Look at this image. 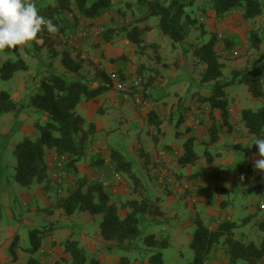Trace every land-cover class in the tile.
I'll list each match as a JSON object with an SVG mask.
<instances>
[{"label": "trees", "instance_id": "obj_1", "mask_svg": "<svg viewBox=\"0 0 264 264\" xmlns=\"http://www.w3.org/2000/svg\"><path fill=\"white\" fill-rule=\"evenodd\" d=\"M208 1L211 3L215 17L219 19L225 18L232 12H239L244 21L253 20L264 14V6L260 0ZM136 3L145 6V10L135 20L129 22L130 28L122 27L120 30H116V33H113V30L108 32V29L103 31L100 35H103L105 41H110L118 33H121L128 41L143 48L147 45L145 35L149 27L146 25L140 26V23L151 16L158 17L157 27L173 42L183 41L188 36L191 28H201L197 24V19L187 11V7L192 6L194 0H169L164 4L161 0H136ZM126 5L129 6V3ZM112 6L111 0H56L54 4L39 6L38 9L41 15L51 19L58 26L59 34L67 26V21L62 16L64 11L68 10L74 13V16L79 15L89 21H94L110 11ZM55 36L50 37L45 31L40 34V43H34V46L46 47L50 57L60 54L61 64L68 72L73 74V77L67 79L64 75L57 73L44 75L37 82L38 91L24 105L18 104L7 91H0V115L9 112L13 113L15 117H19L25 107H32L43 118L42 121L37 119L33 124L39 132L36 138L24 136L14 144L12 154L15 158V164L10 177L22 187L29 188L34 184L42 185V190L46 195H48L47 190L52 187L56 193L61 195L52 204V208L59 209L64 216H71L78 212H88L92 216L99 215L98 227L102 240L106 242L113 241L117 244L137 241L141 233L139 223L146 215L151 217L162 216L163 212L160 210V206L157 203H149L146 199L142 201L132 199L122 203L119 207L112 201L113 193L105 188L102 183L96 180L88 181L85 176L78 177L77 175V163L86 156L90 135L95 131V127L93 124L87 128L84 127L85 118L76 111V106L82 100L94 99L112 89L113 85L109 74L104 73L102 68L101 70L96 69L94 79L99 78L100 82L95 81L97 82L96 86L89 85L94 79H88L80 74L83 63L88 62L86 57H72L70 51L67 50L58 53L55 48ZM247 39L252 48L259 49L262 37L256 29L248 31ZM217 43V36L210 34L207 41L201 42L192 49V55L196 61L205 65L201 74V82L212 83L210 94L202 98L210 107L208 113L210 143L218 140L224 125L229 128L230 113L225 91L227 86L233 85L238 80L239 83L247 86L252 97L264 101V59L260 57L256 60L253 69L233 70L231 77L224 79L221 54L216 49ZM224 44L226 49H230L232 43L230 40L225 39ZM150 45L152 48H157L156 44ZM20 49L29 52L26 46ZM17 51L18 48L15 52ZM138 68L140 75L137 76V79L140 81L135 79V86L136 84L145 86L152 84L157 70H152L153 73L150 72L144 82L141 76V66ZM27 69L28 66L21 58L7 59L0 66V77L8 80L13 77L15 72L26 71ZM118 71L114 73L118 79L122 80L123 76ZM214 109L219 111L221 122L215 119L212 113ZM240 120L247 132L254 135L255 139L258 137L264 138V105L257 109H242ZM147 121L149 125L155 128L161 122L153 110L148 111ZM194 139L188 137L184 141L183 154L178 158V164H193L197 159V154L194 151ZM207 144L208 142L205 143V145ZM250 149L251 152L257 154L258 148L256 145H251ZM50 152H52L51 162L47 160ZM108 158L109 166L104 164V159L96 161L101 170L109 171V168H112L120 174L122 172L123 174L126 173L135 183V186L139 184V179L132 171V165L129 161L125 160L116 151L111 152ZM210 160L211 158L208 156L207 162ZM60 161L62 162L58 166L57 163H60ZM66 173H72L77 178L61 194L62 189L64 190L62 182L65 180ZM262 178L263 176L255 178L257 179V189H260ZM125 208H128L129 211L125 215H120L119 209ZM193 223L195 229L189 245L193 251V257L188 264H204L211 258L218 245L224 248L229 264H237L238 260L247 261L249 264L264 261V236L258 244L253 241L243 242L235 238V229L239 225H243L244 221L240 224L231 220L219 221L211 230H208L205 221L199 216L194 217ZM255 224L264 233V221H257ZM45 235V230L35 229L29 232V246L24 249L29 254L26 264H40L35 254L39 250ZM17 238V236L14 237V243ZM142 241L149 248L157 249L150 255V264H163L161 250L166 247L167 240L159 241L154 236L148 235ZM64 251L69 254L70 264H99L93 259H88L84 248L79 246L76 240L67 239L64 242Z\"/></svg>", "mask_w": 264, "mask_h": 264}, {"label": "rangeland", "instance_id": "obj_2", "mask_svg": "<svg viewBox=\"0 0 264 264\" xmlns=\"http://www.w3.org/2000/svg\"><path fill=\"white\" fill-rule=\"evenodd\" d=\"M112 1V8L110 11L106 12L102 16H100L98 19L94 21H89L79 15L74 16V13L71 11H64L62 14L63 18L67 21V26L64 28V30L61 32V37L55 38V45L57 47V51L59 53V49L61 51L67 50L70 51L72 57H75L76 52L79 51V48L82 47L83 42H86V50L89 52V48H91V53L87 56L78 54L76 56H84L88 60V62H84L86 64V69H83L82 72L84 73L83 76L87 77L88 79H94V73L96 69L101 68L104 70V73L107 75L110 72H117L118 70L121 72L122 80L124 82L128 83L129 86L127 90L124 91H117L114 88L110 90H114L116 92V95L119 96L120 99L124 100L123 105L116 106L113 103H111L108 99L107 104L105 106H110L112 108L108 113V118L99 113L95 112L91 118H88V114L84 112L83 114L85 117H87V121L85 123V128L89 127L91 124H97L98 121H101L104 119L106 121V128L103 130H96L93 132V134L90 135V138L96 139L97 141H108V135L112 131L119 132V136L123 139V142H116V147L123 148L126 145L127 140H131L132 136H126L128 128H130L125 122L121 121L119 118H115L117 113H122L124 116L125 114L128 115L129 118L131 116H135L136 114H139V117H142L141 113L142 111L138 112L139 106L144 107V111L148 112L154 108V104L152 102L155 101L154 92L146 91V87L150 85H143L139 84L135 86V79L137 76H139V68L141 70V76L145 79L149 76L148 74L152 70H155L154 67H149L151 64L147 63L148 61H153V57L156 55L155 48H152L150 44H156L157 45V54L159 56V60L155 57V62L157 63L159 70L162 72L160 75L156 74V77L154 79H162L165 78V84L162 88V94L164 92L166 93L163 98H172L176 95H179V93L182 94V103L183 105L189 106L193 99L192 94L194 91L198 90L200 88V81H201V74L204 70L205 65L201 62L196 61V59L192 55V49L194 46L200 44L201 42L207 41L210 34H215L218 38V43L216 46L217 51L221 54V62L223 63V78H229L232 75L233 70H244V69H253L254 63L256 60H258L260 57L264 59V14L260 15L254 20H249L247 23L241 22L237 19H235L234 16L236 14L231 13L233 21H229L224 25L223 28L219 29L218 27H215L213 29V32L208 30V26L211 24L204 22L203 20H200L199 17H204L202 13L196 12L192 14L193 16L197 17V24L199 27H193L191 28L188 36L181 42H173L167 35L162 33L159 28L157 27L158 24V17L157 16H151L147 19L145 23H140V26H143L146 24L149 27L148 32L145 35L146 39V46L143 48L141 46H136L133 42H130L127 40V38L121 34L118 33L116 36L112 38L110 41H105L103 38V35L99 36H90L87 38L80 39L76 44L74 45H67L65 41L63 40V34L68 33L72 28L80 27L86 24H96L99 26H102L104 28H107L110 32V30H113L114 33L116 30H120L122 27H128L129 22L135 20L136 17H138L144 10L145 6H140L136 3V0H132L134 3V8L131 6V3H129V6L127 1L125 0H111ZM169 0H161V2L167 3ZM261 3H263L264 6V0H260ZM55 0H37L35 3L37 6H45L48 4H54ZM208 3H210L208 1ZM189 6L187 7V10H189ZM264 10V8H263ZM123 13V14H121ZM264 13V12H263ZM122 16V17H121ZM215 21L212 23L214 24ZM238 22V23H237ZM237 23V24H236ZM256 29L259 35L262 37V42L259 44V49H254L251 47L250 42L247 39V33L249 30ZM112 34V33H111ZM220 36V37H219ZM228 39L231 41V47L230 49L225 48L224 40ZM80 43V45H79ZM35 44L32 43L30 45H27L29 52L18 48L17 52H0V66L2 63L7 59H15V58H21L24 60V62L28 65V70L26 72L18 71L15 72L13 77H21L25 76L26 84H23L22 90L18 92V98L15 99V101L18 104H26L28 103L30 99V95L34 94L37 90V82L40 80L44 75H47L48 73H57L60 75H64L67 79H71L70 72H68L63 65L60 62L61 55L57 54L53 57H50L48 54V49L46 47H35ZM83 48V49H85ZM83 49H80L82 52ZM80 51V52H81ZM86 52V53H87ZM93 52V53H92ZM155 54V55H154ZM97 55V56H95ZM144 55V56H143ZM91 56V58H89ZM144 57V60L146 59V62L142 63L141 58ZM147 63V64H146ZM105 65H108V67ZM107 68V69H106ZM118 71V72H119ZM81 72V71H80ZM94 72V73H93ZM24 74V75H23ZM172 79H176L178 81H171ZM17 80V79H16ZM98 80V83L100 82V79H94L92 82L89 83V85H92L95 83V81ZM161 83V82H159ZM15 86L14 82L9 80H4L0 77V91L4 90L9 93L10 86ZM25 85V86H24ZM134 85V86H133ZM212 86V83H211ZM17 87V86H16ZM21 87H17L18 91L21 89ZM151 87V86H150ZM225 91L227 92V95L229 99L231 97H235L234 102H231L232 112L240 117V112L244 108H251V109H257L264 105V101L260 98H253L248 89L247 86L239 83L238 80L233 84L229 85L225 88ZM107 92L100 94L97 96V98L104 99L107 97ZM168 93V94H167ZM31 95V96H32ZM157 96V95H156ZM13 98V97H12ZM109 102V103H108ZM142 103V104H141ZM109 104V105H108ZM138 108V109H137ZM165 120H168L169 113L165 112ZM40 113H37L34 108L32 107H25L23 112L19 115V117H15L13 113H3L0 115V161H3L8 166L7 169L11 167L12 162H15V158L12 154V150H9L12 147V142L21 140L25 134H23L22 127H25L28 123L31 125V123L35 122L37 119L40 121L43 120L42 117H40ZM115 115V116H114ZM42 116V115H41ZM233 116V115H232ZM126 117V116H125ZM32 121V122H31ZM129 122V121H128ZM132 130V129H131ZM194 130V129H193ZM141 133H138L133 142V144H136L139 140H141V144L144 143V136L147 135L145 130ZM202 136L196 137L197 143H195L194 148L195 152L200 159L199 161H196L195 163L199 168H197V171H195V175L191 174L189 176H184V178H177L175 174H173L175 180V183L179 189H177V193L175 192L172 198H177L175 202L178 204V206H183L185 204L182 195H186V197L192 196V194H195L196 196L202 197L203 195H206L210 203H213L214 198V190L213 186L216 187L215 184L209 182V178H212L213 171H210L206 166H204V162H207V158H205V154L207 152H215L216 146L215 145H209L206 146L205 143L209 141V139L206 138V131L205 127L202 128ZM31 137L36 138L39 134V132L33 128V130H30ZM194 133V132H193ZM117 134V133H116ZM95 135V136H93ZM250 140L253 143L255 137L252 134H249ZM93 136V137H92ZM116 136L112 140L115 141L117 139ZM112 140L108 141L111 142ZM170 140V131L166 130V137L162 138V140L158 143V148H160L166 141ZM172 140V139H171ZM178 144L182 142L181 138H175L174 139ZM173 141V140H172ZM174 141V142H175ZM251 143V144H252ZM146 148H148V145H145ZM242 148L239 149L237 154H234L233 158L229 160V165H225L221 168V175L224 178L226 185L229 189L228 196H224L225 200H229L232 204L230 209L233 213V219L240 222L241 218L251 215V220L243 225H239V227L235 231V237L239 238L243 242H250L253 241L255 243L259 242L260 239L264 236V233L258 229V225L254 224L257 222V219H255L253 214H248L246 212H251L252 208L255 206V203L258 201H261L264 203V187L261 189H257V184L255 180L252 179V176L250 175V172L248 170L250 165V157H249V150L247 145H242ZM139 149V147H136ZM7 151V152H6ZM225 154V153H224ZM228 155H231V153H226ZM225 154V155H226ZM128 155V156H127ZM154 156V154H151V156ZM253 155V154H252ZM250 155V156H252ZM232 156V155H231ZM253 157V156H252ZM125 158L131 163L132 165V171L133 172H139L142 175H146L147 170L146 169H139V166H142L145 160H140L141 155L137 153L136 151L130 154H126ZM217 159V158H216ZM254 159V158H253ZM48 161L51 160V156L48 155L47 158ZM205 160V161H204ZM218 160V159H217ZM204 161V162H203ZM51 162V161H50ZM109 162V161H108ZM107 162V166H109ZM194 163V164H195ZM208 163V162H207ZM239 164L243 165L244 170L239 172L238 166ZM2 166V163H0ZM139 165V166H138ZM0 166V167H1ZM6 169V174L7 173ZM8 169V170H9ZM192 170L195 169V167L191 168ZM101 170V168H100ZM156 170L150 168V172L155 174ZM187 167L182 169L183 173H186ZM253 171L254 168H253ZM11 172H13V168L9 172V175L11 176ZM98 171L90 172V173H81L78 171V177L80 176H88L89 178H93L96 176ZM122 176V184L124 186V189L128 191V193H122L121 195H118L115 199L112 197V201L116 202L118 199L119 203H122L132 200L131 193H137L138 199L137 201H142L146 199L149 201V203L152 204H161V200L159 198H155L154 194L150 191L145 193L148 189H145V187L141 185H136L133 183V181L126 175V173L121 174ZM149 176V173L147 174ZM200 177L199 178H194ZM259 176V174H258ZM243 177V178H242ZM65 180H63V187L65 191L68 187H70L77 176H74L72 173H66L64 176ZM145 177H143L144 179ZM6 182H8V175L5 176ZM11 181L12 180L11 177ZM153 183H157L156 181H153ZM183 183H189L192 184V188L194 190L191 191H185L182 188ZM55 184V183H54ZM160 184V189L164 192H168V189L165 187L169 186L168 183L162 182ZM165 186V187H164ZM15 188V187H13ZM20 189V190H19ZM18 190L24 191L29 190L27 187H20ZM32 191H37L39 189H42V185L34 184L30 187ZM218 189V188H216ZM216 191V190H215ZM26 192V191H24ZM41 193L44 195V191L42 190ZM18 197H16V200H14L13 205L17 207L19 215H17L16 220L17 222H23V221H30L31 224L27 225V227L21 228L17 233V235L13 234L14 237L17 236V241L13 244L12 247H10L13 251H18L19 254L23 255L22 257L26 258V251L24 250L25 247L29 246V232L32 230H46L48 227H52L53 225L55 227H58L59 224H67L69 221V217L64 216L61 214V211L59 209L54 208L51 210L52 212L55 211L54 214L45 213L43 209L38 208L37 205H35L32 202H24V200L21 198L19 193H16ZM36 194V193H35ZM34 194V195H35ZM47 194L50 197V205L49 207H52V204L55 203L56 199L61 196L60 194L56 193L53 188H49L47 190ZM46 195V194H45ZM32 197V196H30ZM29 197V199H30ZM121 198V199H120ZM196 202V201H195ZM36 206L39 210H33L31 206ZM245 205L246 208L242 209V206ZM118 206V204H117ZM121 206V205H120ZM119 206V207H120ZM161 206L163 207V210L168 209L170 207L169 202L162 203ZM185 207V206H184ZM1 208V207H0ZM48 208V207H46ZM120 211V215L122 214ZM227 211L226 213H228ZM2 213V212H1ZM244 215L242 216L241 215ZM80 214V213H76ZM83 216H85L86 220H81L82 215L79 217L75 216L74 218H78L77 222H81L79 224H90L92 227H95V219L98 218V221L100 219V216L97 215L96 217H93L88 212H81ZM167 213L163 214L162 216L158 217H151V216H144L142 221L139 223V228L141 229V233L139 236V239L136 242V245L138 243H141L143 238L148 235H152L157 240H167L168 236L161 231L158 228H163L162 224L159 225L157 230L154 226H151L149 224L151 220H160L161 222H164L167 219ZM175 213H170V219L168 220L169 225H174L175 223ZM258 216H263L262 211L258 213ZM73 217V216H72ZM212 217H206L205 215L202 217L203 221H205L206 226L217 224L218 221L211 220ZM6 223L10 224V221H7ZM55 223H48V221ZM12 224H14L12 222ZM216 226V225H213ZM79 227V226H78ZM154 228V229H153ZM48 230V229H47ZM83 229H77L75 233H73V238L69 240H76L83 241L86 238L92 239L94 237L93 230L88 232V235H85L86 232H82ZM245 233L244 237L241 235H238L239 233ZM1 237L5 236L4 231H0ZM242 237V238H240ZM86 239V240H87ZM170 246L168 248L163 249V262L165 264H188L189 261L192 260L193 257V251L190 248L188 243H183V246L180 249H176L172 246L173 242H169ZM119 245V244H118ZM120 246H125L121 244ZM176 256V257H175ZM22 259H20L18 264L22 263ZM228 258L226 254L224 253V248L222 246H217L215 251L213 252L210 259H208L206 262L208 264H229ZM237 264H249L247 261L244 260H238ZM259 264H264V261L259 262Z\"/></svg>", "mask_w": 264, "mask_h": 264}, {"label": "crops", "instance_id": "obj_3", "mask_svg": "<svg viewBox=\"0 0 264 264\" xmlns=\"http://www.w3.org/2000/svg\"><path fill=\"white\" fill-rule=\"evenodd\" d=\"M125 1H127L128 3H131V6H133L134 8L135 5L132 2V0H125ZM34 2L36 3L37 0H34ZM189 8L191 9L187 11L192 17H195L192 14L199 12L204 15V17H199L200 20H203L204 22H207V23H209L210 21L211 24L209 23L210 25L208 26L209 27L208 30H210L211 32H213V29L215 27L222 29L224 25H227L226 24L227 22H229L230 20L233 21L232 16L230 15L231 13L223 19L216 18L211 8V3H208V0H194L193 5L190 6ZM232 13L236 14V16H234L235 19L238 18V20L241 22H245V23L248 22V21H244L241 18V14L239 12H232ZM195 18L197 19V17ZM146 21L142 23H145ZM213 21H215L214 24L212 23ZM56 37H61V33L56 35L55 38ZM87 40L89 39H85L86 42L81 43L82 47L79 48V51L76 52V54L81 53V55L87 56L89 53L90 55L91 48H89L88 50L89 52H87L85 48L88 42ZM55 48L57 49L56 45H55ZM80 49H83L84 52H82ZM155 51H156L155 53L156 55L154 54L155 56L153 57V61L150 60L147 63L151 64V66L149 67L150 68L154 67L157 70V74L160 75V73L162 72L159 70L157 63L155 62V57L157 58V60L160 59L157 54V48L155 49ZM59 52H61L60 49H59ZM89 58H91V56H89ZM141 62L142 63L146 62V59L144 60V57H142ZM106 66L108 67V65H105V67ZM83 69H86L85 63H83V66L80 72L81 75H84V73L82 72ZM26 71H22V72H26ZM70 76L73 77V74L71 73ZM10 79L11 81L14 82L15 86H12V85L10 86L9 94L11 98L13 97L12 99L14 98L17 99L18 98L17 93L22 90L23 84L27 83L25 80V76H21L18 78L12 77ZM164 79L165 78H162L159 80L157 78L153 79L152 84H150L151 87L150 86L146 87V91H150L152 93L154 92L155 94L153 98L155 99V101L152 102V104H154L153 105L154 108H152V110L156 112L159 119L161 120L157 128L149 125L147 121L148 112L144 111L143 106H139V109L137 108L139 110L138 112L142 111L141 112L143 113L141 114L142 117H139V114H136L135 116L130 115L129 118L127 117L128 115L126 114H125L126 117L122 113L115 114L116 115L115 118H119L121 121H126L125 123L130 127L127 130L126 136H132V139L127 140L125 147L118 148V146L116 147L115 144L116 142L117 143L121 141L123 142V139L119 136L121 133L120 134L119 132L112 133L111 131L107 137L108 141L112 140L116 136H119L117 137V139H115V141L112 140L111 142L97 141L93 137L95 135H93L92 136L93 138H90L89 144L87 146L86 156L83 158V160L77 163V170L81 173H90L94 171L96 172L100 171L99 165L96 161H98V159H104V164H107V162L109 161L108 157L110 153L113 151L118 152L125 160H127L125 158L126 154L131 155L133 151L134 152L136 151L137 153H139L141 155L140 160H145L142 166L138 165L139 169L147 170L146 175L140 174V171L134 172L136 177L139 179V184L140 185L142 184L145 187V189H148L147 191H145V193L146 192L148 193L150 191L151 193L154 194L155 198H159L161 200V204L165 202L170 203V207H168V209L165 208V210H163V207L159 203L160 210L163 212L162 214H165V213L168 214L167 219L164 222H161L162 219L151 220L150 223L152 224H149V225L154 226L155 229L157 230L159 225L162 224L163 228H158V229H160L159 231L164 233V235L166 234L168 236V239H167L168 243L165 248H168L170 246L169 242H173L172 246L176 249H180L183 246V243H188L190 245L192 234L195 229V225L193 223V219L195 216H199L200 218H202L204 215L206 217L207 216L212 217L211 220L213 221V223L215 221L221 222L223 220H231V221H235L238 224H240L243 221L247 223L251 220V217H250L251 215L244 216L242 215V213L241 215L244 217L240 219L241 220L240 222L233 219V213H232V210L230 209L232 203L229 200H225V197H224L225 195L228 196L229 189H228V186L226 185L224 178L221 175V168L225 165H229V160L233 158L234 154H237L239 149L242 148L241 147L242 145H247L248 150H249L248 153L250 155L253 154L252 155L253 157L249 155L250 165L248 168L250 175L252 176V179L255 180L257 184V179L255 178H258L259 176H263L262 181H261L262 183L260 184V189L264 187V174L258 171H253V168H254L253 162L255 159L258 158V156L257 154H254L253 152H251V149H250L251 146L249 147V145L252 143L250 140L251 136L247 132V129L245 128L244 124L241 122L240 117L236 116L232 112L231 102H234L235 97L232 96L231 99H229L227 95L228 109L230 113V116L228 119L229 128L224 125L219 134L218 140L214 143H210L208 141V144L206 146L215 145L216 150L213 153L207 152V154H205L206 156L205 158H207L208 156L211 158V160L208 163L205 160H204L205 162L203 161L204 166L207 167L205 169L213 171L212 178H209V182L216 185V187L215 186L212 187L214 190L213 203H210L206 195L199 197V196H196L195 194H192V196L188 195L186 197V195L183 194L182 198L185 204L183 206H178V204L175 202L177 198L176 197L172 198L174 193L175 192L177 193V189H179L178 186L174 184L176 179L174 178L173 174H175L177 178H184V176H189L191 174L195 175L196 173L195 171H197V168H199L198 163L197 165L195 163L196 161L200 160L198 158H197L198 160L194 162L195 164L193 163V164H185V165L178 164L177 160L183 154L184 141L188 137H193L195 138L194 139V145H195V143H197L196 137L202 136L203 127H205V131H206L205 136L207 139H209L208 128L210 126V119H209L208 113L210 112V107L207 102H204L202 100V98L210 94L211 83H202L200 81V88L194 91L192 94V99H193L192 103L189 106L185 107L182 103L183 96L181 93H179L180 96L175 94V96L172 98H168V97L163 98L166 94L165 92L164 94H162L161 92L163 85H166L164 83L165 82ZM171 81H178V80L172 79ZM36 85H37V90H36L37 92L38 83ZM96 85H97V82L93 84V86H96ZM16 86L17 87L22 86V87L18 91V88ZM31 95L29 97H31ZM106 95L107 97L102 100L101 98L99 99L95 97L94 99H91L88 101L82 100L77 104L76 111L85 118V123L87 119L91 118L95 112H99L105 116L107 115L106 117L108 118V113L112 109L110 108V106H108V108L107 106H105L107 104L108 99H110L109 101L116 106H119V105L121 106L124 104V100L120 99L119 96L116 95V92H114V90H109L106 93ZM84 112L88 114L87 115L88 118L83 115L85 114ZM165 112L169 113L168 120H165V115H166ZM212 113L215 116V119L218 122H221L219 111L217 109H214ZM106 121L107 120L104 119V121L101 120V121H98L97 124H93L95 127V131L103 130L104 128H106L107 126ZM26 123L27 124L25 125V127H22L23 134H25V136H32L30 135L29 132L30 130H33L34 123L32 122L30 125L28 123V120ZM141 130L143 131L145 130V132L147 133V135L144 136V143L141 144L142 141L139 140L138 142H136V144H133L132 146V142L135 136L138 133H141ZM166 130L170 131V140L166 141L164 145L158 148V143L162 140V138L166 137ZM141 135L143 136L142 133ZM175 138H181L182 142L178 144L174 140ZM14 144H15V141L12 142V147L9 150H12L14 148ZM145 145H148V148H146ZM136 147H139V149ZM194 151H195V148H194ZM224 153L225 154L231 153L232 156L228 154L225 155ZM48 154L49 156H51L52 152ZM151 154H154V156L153 155L151 156ZM197 157H199V155H197ZM0 163H2V166L0 165L1 166L0 167V207H1V212H2L1 219H0V231L5 232L4 237H1L2 235L0 234V264H18L17 262H19L20 259L23 258L22 257L23 255L22 254L20 255L18 251H13L10 249V247H12L14 244V240L12 239L15 234L17 235L16 232H18L23 227H27V225L31 223L29 219L28 221H23V222L18 221L17 222L18 219L16 220V217L17 215H19L18 213L19 211L17 207L13 205L14 200H16V197H18L16 193H19V195L24 200V202L27 201V202L34 203L35 205H37L38 208L43 209V211L46 214L47 213L54 214L56 212L51 211L53 210V208L49 207L50 202H51L50 197L49 195H45V194L43 195L41 193L42 189H39L37 191L36 190L32 191L29 187L28 188L29 190H24L26 192L24 191L19 192L20 190L19 188L22 186L18 185L15 182H12L11 177L9 175V172L13 168L15 162H12L10 169L8 168L9 170L7 169L8 166L6 165L5 162L0 161ZM185 167H187V171L186 173H183L182 169H184ZM192 167L193 168L195 167V169L192 170L191 169ZM150 168L156 170L155 171L156 173L155 174L151 173ZM6 169H7L8 174H6L5 172ZM238 170L239 172L240 171L242 172L244 170L243 165L239 164ZM148 173H149V176H147ZM6 175H8V182H6V179H5ZM85 177L88 179V181L91 180V178H89L88 176H85ZM143 177L145 178L143 179ZM192 177L200 179V177H195V176H192ZM167 180H170V182H168ZM153 181H156L157 183L155 184L153 183ZM162 182L169 183L168 185H170V187L164 186L166 189H168L169 193L164 192L163 190L160 189L159 183H162ZM126 192L128 193V191L124 189V186L122 184V186H120L117 189V192L113 193L112 196L115 199L118 195H121L122 193H126ZM130 195L135 200H137L139 197L137 196V193H131ZM114 203L120 206L122 204V200H121V204L119 203L118 199ZM35 205L31 206V208L33 210L34 209L39 210ZM244 208H246L245 205L242 206V209ZM120 211H123L121 212L122 213L121 215H125L129 211V209L128 208L119 209V213ZM227 211L229 212L226 213ZM261 211H262L263 216H258V213ZM173 212L176 215L175 216L176 219H175V223H173L174 225L170 226L168 223V220L171 218L170 213H173ZM78 213L80 214L76 215L75 213L71 216H66V217H69L68 219L69 222L67 224H62V225L59 224L58 227H55L53 225L50 228L48 227L47 228L48 230L47 229L45 230L46 235L41 243L39 250L35 254V257L38 259L40 264H70L69 254L64 251V242L67 239H72L73 233H75L77 229L79 228L83 229V231L86 232L85 235L87 236H89L88 232L93 230L94 237L92 239L86 238L87 240L85 239L83 241H79V246L84 248L88 259H93L97 261L99 264H150L149 262L150 255L157 250L156 248H149L148 246H146V244H144L143 241L141 243H138L137 245H136L137 241L123 243V245H125L123 247L120 246L121 244L118 245L116 242H113V241L106 242L102 240V238L99 235L98 218L95 219V227H92L90 224H87L85 222L84 224H79L81 222H77V221L80 219L74 218L75 216L79 217L80 215H82L81 212H78ZM246 213L253 214L255 219H257V221L259 222L264 221V203H262L261 201L259 202L257 201L255 203V206L252 208L251 212L249 211ZM4 217L7 219V221H10V224L6 223V220L4 219ZM93 217H96V216H93ZM85 218L86 217L82 215L81 220H86ZM12 222L14 224H12ZM48 223H55V221L54 220L53 222L48 221ZM213 225H216V224H213ZM238 235H241L242 237H244L245 233L242 232V233H239ZM236 239L240 240L239 238H236ZM258 243L259 242L255 244H258ZM161 252H162V259H163V249L161 250ZM28 258H29V254L26 253V258L25 259L23 258L21 264H26ZM163 264H165V262H163Z\"/></svg>", "mask_w": 264, "mask_h": 264}, {"label": "clouds", "instance_id": "obj_4", "mask_svg": "<svg viewBox=\"0 0 264 264\" xmlns=\"http://www.w3.org/2000/svg\"><path fill=\"white\" fill-rule=\"evenodd\" d=\"M45 31L54 37L59 28L40 14L34 0H0V52H14L32 43L39 44L40 34ZM253 144L258 148L254 170L264 174V138H256L249 147Z\"/></svg>", "mask_w": 264, "mask_h": 264}, {"label": "built area", "instance_id": "obj_5", "mask_svg": "<svg viewBox=\"0 0 264 264\" xmlns=\"http://www.w3.org/2000/svg\"><path fill=\"white\" fill-rule=\"evenodd\" d=\"M107 28H104L102 26L98 25H91L86 24L80 27L72 28L68 33L63 34V40L68 45H74L80 39L87 38L90 36H99L102 34L103 31H105ZM116 33V31H115ZM220 37V36H219ZM109 78L112 82L113 88L117 91H124L127 90L129 84L124 82V80H120L117 78L116 74L114 72L109 73ZM137 79V78H136ZM137 81H140L137 79ZM62 159L65 160V158L62 157ZM61 159V160H62ZM62 161L60 163L58 162V166H60ZM92 181H98L99 183H102L103 186L107 189H109L112 193H116L117 189L122 186V176L118 171L113 170L112 168H109V171L100 170L96 174L95 177L91 178ZM170 182V180H168ZM192 184L189 183H183L182 188L186 191L194 190L191 186ZM213 225L208 226V230L213 229ZM204 264H208L205 262Z\"/></svg>", "mask_w": 264, "mask_h": 264}]
</instances>
